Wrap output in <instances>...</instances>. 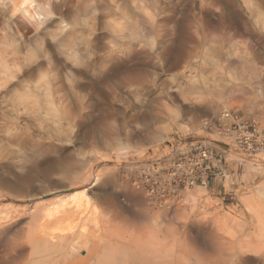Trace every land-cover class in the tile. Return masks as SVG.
<instances>
[{
	"label": "rangeland",
	"instance_id": "1",
	"mask_svg": "<svg viewBox=\"0 0 264 264\" xmlns=\"http://www.w3.org/2000/svg\"><path fill=\"white\" fill-rule=\"evenodd\" d=\"M62 1L55 2V18L41 25L48 36L41 29L0 43V196L41 177L9 165L40 147L41 168L84 162L73 183L87 186L91 204L102 209L130 208L131 230L142 236L158 232L171 242L187 232L193 241L217 212L244 209L240 197L264 184V160L256 159L264 150L244 149L236 132L224 133L218 120L228 108L264 129V0H82L74 9ZM185 70L203 93L178 97ZM138 71L146 81L131 88ZM188 108L197 111L187 114ZM201 141L211 143L215 154L205 184L166 196L163 184L145 179L140 169L162 170L180 150Z\"/></svg>",
	"mask_w": 264,
	"mask_h": 264
},
{
	"label": "bare ground",
	"instance_id": "2",
	"mask_svg": "<svg viewBox=\"0 0 264 264\" xmlns=\"http://www.w3.org/2000/svg\"><path fill=\"white\" fill-rule=\"evenodd\" d=\"M63 1H65V8L68 9L71 5L77 3L79 5L82 0ZM55 2L56 0H0V21L2 22L0 24H4L7 27L3 26L6 29L4 32H0V43H4L3 45L6 46L9 41L13 40V36L18 35V33L19 35L26 34L31 37L32 35H37L41 29L45 33L44 35L48 36V29H45L44 25L41 27V25L46 20H51L52 17L55 18L54 8L58 7L59 4ZM78 12L74 13L79 16ZM67 13L66 11V15ZM41 15L44 20L41 19L40 21ZM72 15L74 18L75 14ZM63 16L61 15V18ZM47 25L49 26V24ZM49 36L51 35L49 34ZM23 39L25 40V37ZM56 39L55 42L58 41ZM52 41L54 42V39ZM73 44L75 43H72L71 47L74 48ZM59 47L57 48L60 50H57L58 53H64L61 51L63 45ZM7 49L8 47L5 50ZM67 49L70 50L71 48L68 47ZM13 52L14 50L11 51V53ZM67 52L69 53L70 51ZM16 57L13 56V64L19 65L20 62H17ZM68 60H66V63ZM2 66H6V63H2ZM181 74L184 88L181 86V91L177 94L178 97L188 93L199 95L204 92L200 82L195 80L186 70ZM145 77L140 72L136 75H131V88L134 83H140V85L145 83ZM7 83L9 85V82ZM8 85H5V87ZM0 89H3V87ZM170 95L173 96V94ZM212 105H210L209 111L213 109ZM195 111L197 110L185 109L187 114ZM249 123H253L255 129L252 131L250 126L245 127V131L243 130L245 143L239 142L237 133L235 134L236 140L246 150L263 151L264 129L261 128L260 123L258 124L254 121ZM233 132L235 133V131ZM41 153L42 149L35 147L28 153H20L21 155L9 162V165L16 172H25L24 170L29 167L35 171V176L40 175L41 177L33 181L29 180V182L23 181V191L4 192L6 195L0 196V206L2 207L0 209V264H264V184L257 187L258 192L256 194L242 195L240 197V200L245 205L244 209H238L233 213L217 212L211 223L209 221L210 227L199 233L197 239L195 238L193 241L187 240L186 232L184 235L182 234L183 237L179 241H175L173 238L174 240L171 242L165 239L163 242L160 239L162 235L159 237L158 232H154L155 230H153V233L156 234H149L146 231L147 234L145 236L136 233L135 229L131 230V219L135 217L131 218L130 208L119 206V208L114 209H102L94 202L92 203L95 205L91 204V199H89L86 192L88 187L81 186V183H73V181H78L79 176H81V172L79 176L76 174H78L84 162L57 161L54 168H41L39 166V155ZM213 155H215L214 147ZM256 159L259 161L264 160V154L257 156ZM257 165L258 167L255 166L256 169L263 167L261 162ZM248 167H254L253 163L249 162ZM14 170L13 172H15ZM140 170L142 172V169ZM199 182L202 184L206 183V181ZM195 183L198 182L196 181ZM15 188L17 187H13L11 190ZM3 201L5 203H2ZM146 213H144V216ZM148 215L150 216V214ZM133 216L136 215L134 214ZM144 216L140 215L139 217ZM143 219H146V217ZM146 220L149 222V219ZM143 223H139V226L142 227ZM148 224L147 227L149 228ZM161 226H166V224ZM187 226L179 227L188 231ZM147 227L143 228L147 230ZM166 227L171 230L168 225ZM175 229L177 230V228ZM180 229L178 228L177 231ZM181 232L183 233L185 230H181ZM167 234L172 235L173 233ZM200 235H204L206 241H200ZM139 236H142L143 239ZM164 236L161 238H164ZM168 239L172 240L171 238Z\"/></svg>",
	"mask_w": 264,
	"mask_h": 264
},
{
	"label": "built area",
	"instance_id": "3",
	"mask_svg": "<svg viewBox=\"0 0 264 264\" xmlns=\"http://www.w3.org/2000/svg\"><path fill=\"white\" fill-rule=\"evenodd\" d=\"M250 126L253 131L255 125L249 123L240 117L231 109H223L219 120L218 127L226 134L235 131L239 137V142L245 143V127ZM213 154V145L205 141L198 142L190 150H180L178 155L169 162L163 164L162 170H151L142 168V173L147 181L153 179L154 184L160 186L163 184L166 191L163 195L176 193L181 188L191 187L194 182L206 181L211 176L209 166L210 158ZM157 188V187H156ZM154 191V187L149 189Z\"/></svg>",
	"mask_w": 264,
	"mask_h": 264
}]
</instances>
